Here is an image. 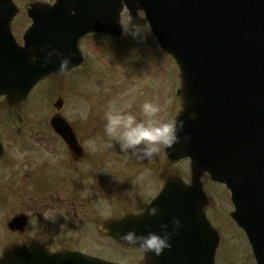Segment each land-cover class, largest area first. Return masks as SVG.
Here are the masks:
<instances>
[{
    "label": "water",
    "instance_id": "95a60500",
    "mask_svg": "<svg viewBox=\"0 0 264 264\" xmlns=\"http://www.w3.org/2000/svg\"><path fill=\"white\" fill-rule=\"evenodd\" d=\"M108 1L117 9V16L124 5L132 15L143 10L163 50L176 60L181 73L177 93L181 111L176 118L183 119L185 127L180 142L166 148V155L169 167L185 159L191 161L192 182L186 186L167 176L164 190L150 207L161 205L170 222L180 219L181 239L198 237L201 225L210 230L205 219L209 199L202 184L209 175L230 189L236 210L232 217L249 235L258 264H264V0ZM118 31L112 35L121 38L120 18ZM53 33L50 23H38L26 40L21 86L13 88L20 97L18 103L26 100L39 82L59 75L58 61L46 68L40 66L39 59L31 61L32 55L42 57L37 51L42 46L73 53L71 70L79 65V40H57ZM60 123L53 125L66 128ZM132 220L109 223L102 231L124 243L120 237L131 230ZM218 243L216 237L201 243L208 252L199 264H214ZM182 248L187 256L186 241ZM0 264L107 263L74 252L52 255L32 247L9 249Z\"/></svg>",
    "mask_w": 264,
    "mask_h": 264
},
{
    "label": "flooded vegetation",
    "instance_id": "af4514ba",
    "mask_svg": "<svg viewBox=\"0 0 264 264\" xmlns=\"http://www.w3.org/2000/svg\"><path fill=\"white\" fill-rule=\"evenodd\" d=\"M32 2L53 6L58 0L16 1L18 15L12 32L19 45ZM104 38L93 34L84 41ZM107 111L105 108L103 117ZM26 116V103L12 112L0 97V249L27 244L49 249H102L108 238L100 232L106 221L101 210L106 202L115 203L116 197L110 199V192L118 187L128 190V198L139 209L125 214H139L165 184V161L159 164L154 158L122 156L119 145L104 134L103 117L89 116L86 122L70 123L81 148V153L73 156L52 130H37L30 139L23 138L21 126ZM155 172L160 175L158 184ZM140 178L141 188L135 187ZM147 180L149 190L144 195L140 189L146 190Z\"/></svg>",
    "mask_w": 264,
    "mask_h": 264
},
{
    "label": "rangeland",
    "instance_id": "374dc122",
    "mask_svg": "<svg viewBox=\"0 0 264 264\" xmlns=\"http://www.w3.org/2000/svg\"><path fill=\"white\" fill-rule=\"evenodd\" d=\"M143 16L139 13L132 21L129 13L124 11L125 40L118 46L108 41L101 42V46L95 42H87L85 49L90 59L88 71L75 74L69 79H54L40 85L27 104V116L21 126V136L30 139L37 130L49 128V120L55 113L53 105L58 98L64 99L62 113L70 122L83 123L89 116L92 119L103 117L105 108L112 111L138 112L139 105L146 100L160 106L158 119H161L162 114L165 121V115L169 113L172 120L179 110L176 97L180 88L179 71L174 61L160 50ZM94 144L98 142L95 141ZM155 161L162 164L164 158ZM173 171L188 182L189 162L175 165ZM117 178L120 182L121 179ZM157 179L159 174L155 172V184L159 183ZM130 181L133 182L134 179ZM141 181L142 178L134 182V186L141 188ZM140 190L144 195L147 194L148 180L146 190ZM205 191L211 200H214L208 212L209 219L221 234L216 264H255L246 235L231 218L233 205L227 188L208 181L205 182ZM120 194H124L121 195L122 199ZM128 194V190L121 187L115 192H110V199L113 195L116 196L115 203L109 202L111 207L103 206L101 212L105 214V219L112 210V215H116L139 209L128 198ZM122 200H125L126 204ZM98 248L88 247L82 250L110 257V260H118L123 264H138L142 259L139 254L120 250L109 242L102 249Z\"/></svg>",
    "mask_w": 264,
    "mask_h": 264
},
{
    "label": "clouds",
    "instance_id": "9594fccd",
    "mask_svg": "<svg viewBox=\"0 0 264 264\" xmlns=\"http://www.w3.org/2000/svg\"><path fill=\"white\" fill-rule=\"evenodd\" d=\"M43 54L31 56L33 63L39 59L40 66L46 68L53 61H58L57 71L59 74L71 72L73 53L65 54L62 50L51 45H44L37 50ZM160 106L146 100L139 105L137 111H112L105 113L104 134L119 145L120 151L129 158L137 160H151L157 156L162 148H172L181 140L184 132L185 121L172 119L162 121L158 119ZM189 137L185 135L183 139ZM149 217H157L160 209L148 207ZM181 227L179 218H173L171 223H157L153 230L147 227L144 233H138L135 229L121 235V240L129 247L137 248L141 253L159 256L165 249L171 247V237L178 234Z\"/></svg>",
    "mask_w": 264,
    "mask_h": 264
}]
</instances>
